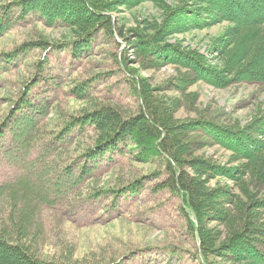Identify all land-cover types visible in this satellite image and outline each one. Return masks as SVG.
<instances>
[{"label": "rangeland", "instance_id": "rangeland-1", "mask_svg": "<svg viewBox=\"0 0 264 264\" xmlns=\"http://www.w3.org/2000/svg\"><path fill=\"white\" fill-rule=\"evenodd\" d=\"M13 1L0 0V6ZM181 1L139 0L133 6L114 5L110 11L115 24L129 33L141 23L159 21L163 13L161 3L174 6ZM262 3L255 0L254 14L262 12ZM234 10L239 15L236 6ZM15 11L11 12L12 20L17 19ZM232 25L228 21L219 22L208 28L175 33L169 40L204 53L207 65L219 69L224 58L216 45L220 40L226 41V31ZM72 35L64 25L51 26L37 16H30L17 19L0 36V54L27 42L47 43L45 47L19 53L0 72V122L15 106L24 85L33 78L38 77V81L28 91L29 95L42 94L49 100L45 114L35 117L38 134L34 137L30 131L25 137L33 144L28 154L11 147L7 139L0 141L2 152L11 150V160L0 152V183L28 174L26 163L36 158L30 170L32 192L58 200L38 208L32 223L35 225L29 231L32 248L46 264H200L195 239L186 228L178 197L159 190L164 177L162 162L156 159L140 162L134 159L133 146H129L130 151L125 147L121 154L113 153L100 161L93 168V175L77 180L68 193L67 183L71 180L62 177L60 182L57 174L67 164L77 169L83 164V158L76 157L91 145L93 134L90 130L81 131L72 138V145L62 147L56 144L54 136L72 118L100 105H114L123 115L135 113L143 102L131 86L132 75L143 80L157 99L177 103L172 112L176 122L203 119L241 127L258 120L263 121L260 126L264 127V86L230 81L229 76H223L216 84L210 81L218 79L212 72L205 74L209 81L196 77L189 80L182 77L186 74L183 67L149 64L129 42L103 31L91 40L89 51L70 59L67 44ZM124 54L128 58L126 67L116 60ZM44 59L47 62L38 70V62ZM86 81L90 86L82 96L73 93V88ZM26 133L23 132L21 142ZM187 138L191 140L192 155L203 152L212 162L228 167L242 163L233 160L232 151L213 143L204 131L190 132ZM50 150L53 153L48 157ZM134 182L140 184L135 194L125 189ZM209 183L228 189L234 186V182L220 178ZM120 190L124 192L119 194ZM4 200L0 201V217L7 218L10 208H6ZM210 225L218 226L214 221Z\"/></svg>", "mask_w": 264, "mask_h": 264}, {"label": "trees", "instance_id": "trees-1", "mask_svg": "<svg viewBox=\"0 0 264 264\" xmlns=\"http://www.w3.org/2000/svg\"><path fill=\"white\" fill-rule=\"evenodd\" d=\"M138 1L15 0L0 6V36L10 30L17 19L37 16L45 24L70 28L73 34L67 44L70 59L89 51L91 40L103 31L129 42L149 64L183 67L186 74L182 77L189 80L196 77L209 81L205 74L212 72L218 79L210 81L216 84L223 76H229L230 81L264 86V9L254 14L255 0H182L174 6L161 3L163 13L159 21L141 23L128 33L115 24L110 9L114 5L133 6ZM260 1L264 8V0ZM235 6L239 15L235 13ZM15 10L17 19L12 20L11 12ZM224 21L233 25L226 31V41L220 40L216 45L217 52L224 58L222 68H210L204 53L169 40L175 33L204 29ZM38 46L45 47L47 43L27 42L14 51L1 53L0 72L6 63L20 56L19 53ZM116 60L123 67L128 65L125 54ZM44 62L45 59L38 62V70ZM131 77V86L143 102L135 113L123 115L114 105H100L72 118L54 136L56 144L62 147L70 145L81 131L90 130L93 134L91 145L76 157L83 158V164L78 169L72 164L62 167L58 180L61 182L62 177L71 180L66 190L70 193L71 185L93 175L92 170L100 161L121 154L125 147L130 151L129 146H133L130 148L135 150L134 159L140 162L156 159L164 164L159 190L178 197L186 228L195 239L200 264H264V127L260 126L263 121L254 120L256 122L241 127L203 119L176 122L172 112L177 103L157 99L143 80ZM37 81L38 77L27 82V87L24 85L15 106L0 122V141L7 139L11 147L23 154L32 149V141L25 137L30 131L34 137L38 134L36 118L45 114V104L49 101L42 94L29 95L28 91ZM89 86L86 81L72 91L82 96ZM24 131L28 134L23 135L21 142ZM198 131H204L213 143L231 150V158L242 163L228 167L212 162L203 152L192 155L187 134ZM0 152L11 160V150ZM51 153L52 150L47 156ZM37 160L30 159L26 163L28 174L25 176L0 183V201L5 198L4 205L10 208L7 218L0 217V264H46L32 248L29 231L35 225L32 223L38 208L53 205L58 200L32 192L30 170ZM217 178L232 181L234 186L228 189L209 183ZM139 188L138 182L125 187L133 194ZM213 221L218 226L211 227Z\"/></svg>", "mask_w": 264, "mask_h": 264}]
</instances>
